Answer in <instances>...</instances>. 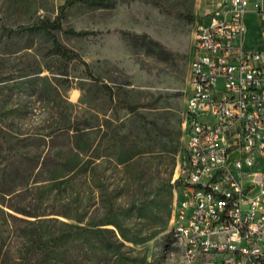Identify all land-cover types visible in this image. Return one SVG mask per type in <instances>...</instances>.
Returning a JSON list of instances; mask_svg holds the SVG:
<instances>
[{"label": "rangeland", "instance_id": "rangeland-1", "mask_svg": "<svg viewBox=\"0 0 264 264\" xmlns=\"http://www.w3.org/2000/svg\"><path fill=\"white\" fill-rule=\"evenodd\" d=\"M64 2L0 0V264H24L30 250L35 218L15 207L40 214L48 236L79 216L89 222L118 210V227L62 241L41 264H158L175 249L198 0L78 3L64 26L84 36L17 30L54 18ZM247 26L249 45H260L258 18ZM54 37L80 57H62ZM75 145L78 167L66 171L58 163L74 158Z\"/></svg>", "mask_w": 264, "mask_h": 264}, {"label": "built area", "instance_id": "built-area-1", "mask_svg": "<svg viewBox=\"0 0 264 264\" xmlns=\"http://www.w3.org/2000/svg\"><path fill=\"white\" fill-rule=\"evenodd\" d=\"M171 236L158 264H264V0H198ZM262 26L247 42V18Z\"/></svg>", "mask_w": 264, "mask_h": 264}, {"label": "trees", "instance_id": "trees-1", "mask_svg": "<svg viewBox=\"0 0 264 264\" xmlns=\"http://www.w3.org/2000/svg\"><path fill=\"white\" fill-rule=\"evenodd\" d=\"M111 1L112 0H65V2L59 7L58 13L54 18H39L33 24L19 26L17 30L18 31L35 30V31H43L47 33H52L54 31H63L69 35L84 36L89 34L90 32L87 30H76L74 28H65L64 20L66 18L68 10L78 3L91 5V6H105L109 4ZM195 18H196L195 15L190 16V19L192 20H194ZM53 47L57 53H59L62 57H64L68 61L80 57V55L77 52H75L68 46L62 44L56 37H54ZM84 63L85 65L88 66L87 62L84 61ZM128 108L133 110L134 106H129ZM80 132L81 130L77 129V133ZM15 148L16 146L15 147L9 146L10 150L12 149L15 150ZM75 150L76 152H79L80 148H78V146L76 145L73 148H69L70 152L72 153L74 152V158L69 159L66 163L64 162L58 163L60 167L63 166L66 167L65 168L66 171H74L78 167V162L76 159L77 153H75ZM32 161H34L37 165L40 164L43 167H45L48 164L46 162V159L40 160L38 158ZM20 166H21V161L18 167V171L21 170ZM58 169H62V168H58ZM23 179H25V177H23ZM177 182H180V180H177ZM169 186L172 187V185ZM144 200H146V198ZM12 209L18 213H22L24 215L35 218V220L30 221V224H32V227L30 228L32 230L28 231V241L30 244V248H29L30 250L23 257L24 264H41V259L47 251L60 245L62 241L73 238L77 234L88 233L92 231H101L102 229H104L103 226L109 224L115 225L117 227L119 226L118 210L114 207H110L108 209V212L102 218H91L89 222H85V218H83V216H79L75 218L76 223L69 224L64 222V224L71 227L70 230H63L60 228L57 234L48 236L45 230V222L42 218H39L40 214H36L35 212H31L29 210H24L23 208L20 207L19 208L15 207ZM8 214L13 216V214L9 212Z\"/></svg>", "mask_w": 264, "mask_h": 264}]
</instances>
